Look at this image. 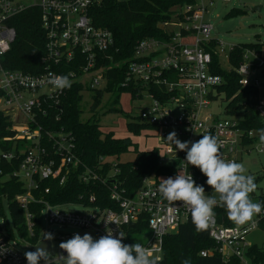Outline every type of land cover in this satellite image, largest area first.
Instances as JSON below:
<instances>
[{"label": "built area", "instance_id": "2783aa9c", "mask_svg": "<svg viewBox=\"0 0 264 264\" xmlns=\"http://www.w3.org/2000/svg\"><path fill=\"white\" fill-rule=\"evenodd\" d=\"M101 1L32 0L24 4L18 0H0V106H4L7 115L13 118V121L10 120L16 131L15 138L25 140L24 148L18 152L14 149L1 152L0 157L5 160L20 157L13 175L22 182L25 190L17 194L14 200L22 209L29 235L33 234L34 226V213L30 205L38 204L40 222L42 224L45 221L51 232V226L71 225L91 229L99 238L106 235L104 221L114 220L119 226L114 222L107 225L113 230L114 236L122 231L126 236L123 243H140L160 260L164 237L176 231L180 222L190 213L180 202H169L158 191L161 179L174 178L186 163V152L177 150L166 138L172 131L177 133V138L182 142L197 141L204 134L213 135L222 144L223 158L236 162L242 153L253 148L259 152L264 150L258 135V129L261 128H245L242 125V109L234 107L233 113L230 112L228 103L231 99H226L223 117L214 113L213 107L219 103L221 93L218 87L224 80L221 75L213 72L212 64V57L216 55L224 70L233 69L236 72L241 88L252 87L258 90L250 108L264 122V97L259 94V90L264 89V43L259 48H244L239 64L232 67L229 53L235 44L229 45L226 50L225 44L211 35L213 27L206 19L208 7L215 0H195L194 3L179 7L171 21L158 24L167 33L165 38L147 37L137 41L121 85H131L136 98L146 97L150 100L148 105L140 108L137 118L148 126L145 131L151 130L146 136L157 139L158 142L152 148L158 149L159 162L165 164L163 161L166 159L170 161L169 164L177 162L176 174L165 177L155 173L146 175L142 185L129 197L123 196L113 185L110 198L116 203L115 207L101 208L90 204L94 201V196L90 195L89 204H80L89 209L67 211L62 209L63 204H51L44 199L42 195L48 189L43 192L38 189L39 181L56 179L62 185L69 167L79 166L80 160L75 156L71 134L43 129L39 118L47 115L49 105L57 104L63 92L47 83L50 73L62 75L54 67L71 63L78 72L69 70V79L79 82L84 89L93 90L103 88L106 84L105 73L117 66L111 55L106 54L113 44L111 32L94 26L88 15L89 8ZM30 6L40 10V22L45 34V52L41 57L44 70L38 73L10 69L4 62L16 37V30L10 20ZM106 59L110 63L105 64ZM100 81L103 82L101 86ZM188 171L198 185L202 176L196 174L190 165ZM79 178L83 182H90L96 180L97 175L84 168ZM3 198L7 201L4 195H0V245L8 248V251L0 254V264H27L22 248L31 243L14 225L22 240L19 241L14 228L8 225L3 211ZM262 217L264 210L250 222L226 226L214 216L207 228L209 237L216 245L215 252L223 260L234 256L242 264H253L246 256L250 246L246 242V235L258 227ZM140 219L146 222V228L150 230L148 240L142 242L143 232L140 231L134 233L137 234L135 239L127 241L128 226ZM57 236L63 238L62 235ZM41 239L40 231L36 244ZM212 252L205 249L200 251V255H211ZM59 254L66 255L60 247L57 258Z\"/></svg>", "mask_w": 264, "mask_h": 264}, {"label": "trees", "instance_id": "16d2710c", "mask_svg": "<svg viewBox=\"0 0 264 264\" xmlns=\"http://www.w3.org/2000/svg\"><path fill=\"white\" fill-rule=\"evenodd\" d=\"M195 0H102L89 8L88 15L91 23L96 27L109 30L112 34L113 44L106 54L111 55L113 63L117 66L110 68L106 73V84L103 88L93 89L92 109L101 101L104 93H112V106L109 111H115L114 104L119 100L122 91H133L131 85L123 86L121 82L126 75V68L131 58L137 41L147 38H165L167 33L158 24L171 21L175 17L176 9L185 4L194 3ZM231 9L228 14L233 13ZM10 23L16 30V37L5 55V66L10 69H19L25 72L38 73L44 70L41 57L44 55L45 34L40 22V10L36 6H30L11 18ZM261 42L235 44L229 53V61L232 67L239 64L241 54L246 47L259 48ZM110 63V60H104ZM213 72L221 75L224 82L218 87L219 92L224 93L225 99H231L228 103L230 112L234 107L242 109L244 120L242 125L250 129L264 128L258 116L253 113L250 105L258 90L252 87L241 88L238 85V75L231 69L224 70L216 55L212 57ZM62 75H67L69 70H78L71 63H63L54 67ZM78 72V71H77ZM68 76V75H67ZM71 80V79H70ZM72 81L70 89H64L59 96L57 104H50L46 116L40 117L39 122L43 129L69 132L74 143L75 156L80 160L79 166L69 167L65 182L60 185L56 179H42L39 187L44 199L51 204L78 203L89 204L88 198L94 196L90 204L98 207H115L116 203L110 198V192L115 185L116 190L123 196L129 197L142 185V179L149 174L155 173L162 176L176 174V164H161L159 162L158 149H138L137 143L131 137H117L112 130H104L97 120H82L80 107L84 86L77 81ZM127 130L133 135H140L148 129L146 124L129 121L126 123ZM16 131L12 128V122L7 114L0 111V153L24 148L25 140L15 138ZM133 151L134 157L127 161L113 162L112 157ZM20 155V153H19ZM20 158V157H19ZM19 158L5 160L0 157V195H4L8 201L9 213L12 222L19 232L31 244H36L41 231L40 205H30L34 213L32 221L33 234L29 235L22 209L15 202L17 194L25 189L21 181L13 175L18 168ZM109 159V160H108ZM190 167L196 174L202 176L198 185H202L205 191L211 190L206 184V177L195 166ZM84 168L95 172L96 180L83 182L79 175ZM37 195V192L34 191ZM40 195V194H39ZM254 202L264 204V189L254 197ZM218 222L232 226L237 223L229 219L227 212L222 207L214 209ZM127 241L135 239L136 232L146 230V222L142 219L130 224ZM258 227L264 230V217L258 221ZM126 244V243H125ZM215 243L208 235V228L197 230L192 223L191 214L180 222L177 230L167 234L163 241L162 258L158 264H242L237 257L231 256L223 260L215 252ZM209 249L211 255L201 256L200 251ZM250 263L264 264V245H250L246 251Z\"/></svg>", "mask_w": 264, "mask_h": 264}, {"label": "clouds", "instance_id": "9594fccd", "mask_svg": "<svg viewBox=\"0 0 264 264\" xmlns=\"http://www.w3.org/2000/svg\"><path fill=\"white\" fill-rule=\"evenodd\" d=\"M247 70V69H246ZM47 83L57 90L70 89L72 81L67 75L49 74ZM259 140L264 144V128L258 129ZM166 141L175 145L179 151L186 152L185 165L177 171L175 177L161 179L158 191L169 202H180L190 211L192 223L197 230L206 229L213 221L216 207L226 210L230 220L244 224L253 220L255 215L264 210V204L254 202L250 194L255 192L257 184L255 177L247 174V169L241 162L226 160L221 154L222 144L218 138L201 135L197 141H181L177 133L172 131ZM195 166L207 178L212 195H206L205 188L197 185L188 171V166ZM106 235L94 238L91 234L83 236L75 234L67 241L59 244L66 255L59 254L62 264H158V258L140 243L125 244V234L120 231L114 236L113 230L107 227L117 221H104ZM52 233H43L41 243L34 251H27L24 256L27 264H54L53 252L42 246L44 240H53ZM8 248L0 245V254ZM183 264H188L185 260Z\"/></svg>", "mask_w": 264, "mask_h": 264}, {"label": "rangeland", "instance_id": "374dc122", "mask_svg": "<svg viewBox=\"0 0 264 264\" xmlns=\"http://www.w3.org/2000/svg\"><path fill=\"white\" fill-rule=\"evenodd\" d=\"M21 3L29 4L32 0H18ZM256 6L264 7V0H215V2L208 7V12L206 13V19L212 25L213 29L211 35L222 43L225 44L226 50L229 45L239 44V43H254L261 42L264 43V9L256 10ZM233 10V13L228 14V12ZM224 66L227 64L224 62ZM100 81L99 86L102 85ZM98 88V87H96ZM92 93L91 89H84L82 91V100L80 102V107L83 110L81 113L82 120H97L104 130H112L117 137H126L131 135L134 141H137L138 149H152L153 146L158 142L154 136H146L150 134L151 130L142 132L140 135H133L129 133L126 127V123L129 121H138V115L140 108L148 105L150 100L146 97L143 99H138L133 96V91H122L119 100L114 104L115 111H109L113 99L112 93H104L100 103L92 109ZM260 96L264 97V89L259 90ZM218 104L213 107L214 113H219L221 117L224 116L222 112L223 107L226 105V99H224V93H220V99ZM0 111H5L4 106H0ZM10 119L13 121L11 115ZM134 157L133 151H128L118 158L112 157L110 160L113 162L117 161H127ZM109 160V159H108ZM165 164H169L168 159L163 161ZM237 162L244 164L247 169V174H251L255 177V182L257 184V189L254 193L256 197L262 189H264V150L261 152L253 148L249 152H244L240 156ZM206 195H212V190H207ZM3 211L5 220L8 225L14 228V223L12 222L9 209L7 207V201L5 198L2 199ZM254 201V200H253ZM62 209L67 211H84L86 208L77 203H67L63 204ZM53 231H50V226L42 221L41 224V237H43V231L45 233H52L54 239L50 240L51 252H53L52 258H54V264H62L58 255L59 244L63 241H67L72 238L75 234H80L83 236L85 233L91 234L94 238H97L94 231L91 229H83L76 226L66 225L58 227L56 225L51 226ZM14 233L19 241L21 240L20 235L14 228ZM62 235L63 238L59 239L57 235ZM150 236V230L146 229L141 234L142 242L145 243ZM41 241V240H40ZM39 241V243H40ZM246 242L249 245L261 246L264 245V230L260 227L252 229L246 235ZM38 243V244H39ZM24 245H26L24 243ZM22 251L25 253L30 251L28 247H23Z\"/></svg>", "mask_w": 264, "mask_h": 264}, {"label": "water", "instance_id": "95a60500", "mask_svg": "<svg viewBox=\"0 0 264 264\" xmlns=\"http://www.w3.org/2000/svg\"><path fill=\"white\" fill-rule=\"evenodd\" d=\"M254 9L261 10V9H264V7L256 6ZM41 241H42V239H41ZM41 241H40V243H41ZM39 244H36V245L29 244V245H27V247L30 249V251H34L35 247L38 246ZM42 246L46 247L49 252L51 251V245H50V241L49 240H44L42 242ZM41 262H43V261H41Z\"/></svg>", "mask_w": 264, "mask_h": 264}, {"label": "crops", "instance_id": "0c3cea01", "mask_svg": "<svg viewBox=\"0 0 264 264\" xmlns=\"http://www.w3.org/2000/svg\"><path fill=\"white\" fill-rule=\"evenodd\" d=\"M130 137H131V135H130ZM132 138V137H131ZM132 140H133V138H132ZM134 141V140H133ZM136 143H137V141H135ZM142 150H147V149H142ZM165 177V176H164Z\"/></svg>", "mask_w": 264, "mask_h": 264}]
</instances>
